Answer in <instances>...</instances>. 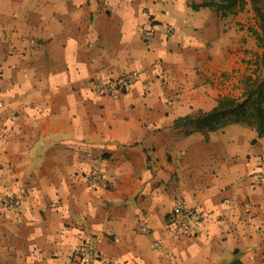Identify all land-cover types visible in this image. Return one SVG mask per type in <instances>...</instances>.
Segmentation results:
<instances>
[{"label":"crops","instance_id":"obj_1","mask_svg":"<svg viewBox=\"0 0 264 264\" xmlns=\"http://www.w3.org/2000/svg\"><path fill=\"white\" fill-rule=\"evenodd\" d=\"M192 1L0 0V264H83L90 238L91 264H264V135L174 126L243 89L247 32ZM179 201L201 218L176 234Z\"/></svg>","mask_w":264,"mask_h":264},{"label":"trees","instance_id":"obj_2","mask_svg":"<svg viewBox=\"0 0 264 264\" xmlns=\"http://www.w3.org/2000/svg\"><path fill=\"white\" fill-rule=\"evenodd\" d=\"M247 2L251 4L257 21V25L249 29L261 47L253 72L244 77L239 95L220 96L210 110L197 109L178 117L174 126L185 127L187 134L195 131L206 133L239 123L254 128L259 136L264 135V0H202L192 1L190 5L194 9L210 7L219 15L226 16Z\"/></svg>","mask_w":264,"mask_h":264},{"label":"built area","instance_id":"obj_3","mask_svg":"<svg viewBox=\"0 0 264 264\" xmlns=\"http://www.w3.org/2000/svg\"><path fill=\"white\" fill-rule=\"evenodd\" d=\"M166 32L171 34L174 32L172 25L166 26ZM154 35V28L152 26L145 27L142 31V37L146 41ZM136 71H128L118 78L109 80L96 81L95 88L99 92H109L114 90L125 91L136 78ZM0 105H3V101L0 100ZM1 137V132H0ZM262 174L258 173L260 178ZM103 175L100 171L94 170L90 174V180L93 182H99L102 180ZM21 201V197L18 194H12L8 199V205L12 208H18ZM171 229L174 233L178 234L181 232H190L194 225L199 222L201 215L195 210L188 208L184 202H177L171 211L170 216ZM76 254L83 264H91L98 258V250L96 242L93 238L85 240L81 243L77 249Z\"/></svg>","mask_w":264,"mask_h":264},{"label":"rangeland","instance_id":"obj_4","mask_svg":"<svg viewBox=\"0 0 264 264\" xmlns=\"http://www.w3.org/2000/svg\"><path fill=\"white\" fill-rule=\"evenodd\" d=\"M230 18L232 19V22L235 25H238V30L241 31L245 29V32H247V36H243V42L247 44V48H245L244 56L240 57L239 59H236L234 62V67L232 70V73L234 76H241V82L242 88H243V79L244 77L253 72L255 59L261 52V47L258 44L255 36L250 31V26H256V16L254 14V11L250 5V3H245L243 6H238L235 8V10L231 13ZM239 31L237 34H239ZM238 50H241L238 48ZM242 65L244 68H242ZM240 85H235V91L232 93L233 95H239L241 93Z\"/></svg>","mask_w":264,"mask_h":264}]
</instances>
